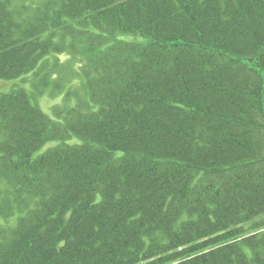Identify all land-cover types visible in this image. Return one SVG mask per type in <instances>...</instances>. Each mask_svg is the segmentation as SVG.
I'll use <instances>...</instances> for the list:
<instances>
[{"label":"trees","instance_id":"trees-1","mask_svg":"<svg viewBox=\"0 0 264 264\" xmlns=\"http://www.w3.org/2000/svg\"><path fill=\"white\" fill-rule=\"evenodd\" d=\"M1 81L0 264H264V0H0Z\"/></svg>","mask_w":264,"mask_h":264},{"label":"rangeland","instance_id":"rangeland-1","mask_svg":"<svg viewBox=\"0 0 264 264\" xmlns=\"http://www.w3.org/2000/svg\"><path fill=\"white\" fill-rule=\"evenodd\" d=\"M78 87V85H76ZM11 88V82H0V92H8ZM40 108L50 116H53V107L62 103L60 97H49V96H41L37 99Z\"/></svg>","mask_w":264,"mask_h":264}]
</instances>
